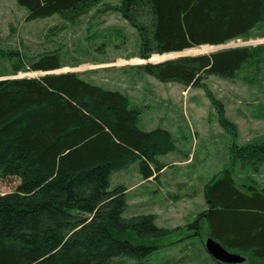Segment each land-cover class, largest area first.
Here are the masks:
<instances>
[{"label": "trees", "instance_id": "trees-1", "mask_svg": "<svg viewBox=\"0 0 264 264\" xmlns=\"http://www.w3.org/2000/svg\"><path fill=\"white\" fill-rule=\"evenodd\" d=\"M15 1L28 22L57 16L72 25L101 3ZM108 10L138 31L142 60L218 48L264 23V0H122ZM258 55L243 47L139 69L161 83L207 90L205 76L232 80ZM7 57L17 60L13 75L62 68L55 53L28 68L18 53ZM140 117L126 94L78 73L0 80V178L20 181L0 195V264H113L146 261L158 250L172 232L158 227L155 215L125 218L126 188H112L113 175L137 162L144 180L156 176L165 168L158 156L175 150L169 131L142 130ZM232 152L235 164L264 165V143ZM204 197L207 211L193 227L205 220L209 237L226 250L264 264V185H240L227 169Z\"/></svg>", "mask_w": 264, "mask_h": 264}, {"label": "rangeland", "instance_id": "rangeland-1", "mask_svg": "<svg viewBox=\"0 0 264 264\" xmlns=\"http://www.w3.org/2000/svg\"><path fill=\"white\" fill-rule=\"evenodd\" d=\"M121 2L101 0L72 25L57 16L28 22L27 10L15 0H0V79L43 75L35 71L13 75L17 60H10L8 53H18L27 68L43 55L55 53L62 65L56 73H78L86 81L126 94L132 107L141 112L140 128L169 131L175 150L158 156L165 168L150 180L140 175L137 162L113 175L112 188H126L125 218L155 215L156 225L172 233L156 243L158 250L146 261L122 258L113 264H219L205 249L207 223L202 220L197 228L193 225L207 211L206 185L225 170L240 185H264V165L232 161L235 146L264 143V23L248 36L218 48L201 46L195 52L142 60L138 31L121 14L108 10ZM243 47L259 55L232 80L205 76L207 90L161 83L139 69L148 63ZM19 184L16 178H0V195L14 192ZM245 258L244 264H258Z\"/></svg>", "mask_w": 264, "mask_h": 264}, {"label": "water", "instance_id": "water-1", "mask_svg": "<svg viewBox=\"0 0 264 264\" xmlns=\"http://www.w3.org/2000/svg\"><path fill=\"white\" fill-rule=\"evenodd\" d=\"M158 64V63H156ZM57 71H51V72H47V73H43L42 76H46L49 74H62V73H56ZM68 73V72H66ZM40 76V77H42ZM18 78H36V77H7V78H3L0 80H5V79H18ZM205 249L206 252L212 257V259H214V261H216L219 264H244L246 263V258L238 255V254H234L229 252L228 250H226L224 247H222L219 243H217L216 241H214L212 238H208L205 242Z\"/></svg>", "mask_w": 264, "mask_h": 264}, {"label": "crops", "instance_id": "crops-1", "mask_svg": "<svg viewBox=\"0 0 264 264\" xmlns=\"http://www.w3.org/2000/svg\"><path fill=\"white\" fill-rule=\"evenodd\" d=\"M151 179V178H150ZM150 179H148V180H150Z\"/></svg>", "mask_w": 264, "mask_h": 264}]
</instances>
